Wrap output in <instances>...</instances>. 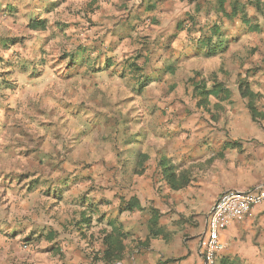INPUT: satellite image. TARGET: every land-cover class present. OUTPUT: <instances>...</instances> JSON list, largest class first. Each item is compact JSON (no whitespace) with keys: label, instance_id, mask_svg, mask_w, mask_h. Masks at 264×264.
Segmentation results:
<instances>
[{"label":"crops","instance_id":"obj_1","mask_svg":"<svg viewBox=\"0 0 264 264\" xmlns=\"http://www.w3.org/2000/svg\"><path fill=\"white\" fill-rule=\"evenodd\" d=\"M82 1L72 3L73 22L75 8L93 18L106 14L109 7L103 3L113 5L107 14L122 9V0ZM50 2L51 9L60 4ZM206 2L211 0H133L134 12L114 34L130 43L144 39L161 50L149 64L152 76L167 79L171 62L204 56L201 31L196 39L186 23H196L204 12L200 3ZM13 3L3 8L10 10ZM30 3L40 11L41 0ZM171 50L181 52L161 59ZM108 59L95 71L115 70L117 60ZM84 60L71 65L82 66ZM134 60L131 66L148 63L144 57ZM103 86L98 84V93H65L64 106L47 100L43 109L29 112L35 139L21 136L16 157L0 148L1 262L8 258V264H19L28 254L49 258L50 264H105L106 237L113 233L123 245L114 264H204L199 249L219 196L264 185V97L253 115L248 97L239 91L217 92L204 103L195 91L187 96L153 85L125 96ZM4 96L0 92V131L15 124ZM109 96L115 99L112 106L104 100ZM21 110L16 120L22 126L27 120ZM119 110L126 118L113 124ZM58 144L65 147L68 173L56 172ZM163 160L175 165V173H165ZM220 239L224 247L217 264H264V203L234 218Z\"/></svg>","mask_w":264,"mask_h":264},{"label":"rangeland","instance_id":"obj_2","mask_svg":"<svg viewBox=\"0 0 264 264\" xmlns=\"http://www.w3.org/2000/svg\"><path fill=\"white\" fill-rule=\"evenodd\" d=\"M50 1L41 0L39 11L32 3L26 4L30 0H23L18 5L13 3V0H0V92L4 93L8 111L11 113L8 118L13 119L11 122L15 123L10 129L0 131V148H7L14 157L19 149L21 142L18 139L21 136L33 139L37 136L34 119L32 120V114L29 112L40 111L39 109H43L49 99H57L59 106H64L65 93L69 91L73 93L80 89H94L98 93L99 83L104 85L103 89H117L125 96L138 89H150L153 85L155 89L181 91L187 96H191L195 91L204 103L209 102L211 96L216 95L217 92L239 91L248 97V106L253 115L257 110L258 100L264 97V0H240L247 3L245 11L251 18L252 24L257 27L252 30L242 26L241 16L235 17L234 20L221 18L218 11L222 0L200 3L203 5L201 9L204 11L203 14L200 18H196V23H186L193 37L195 34L197 39V35H200L199 31L201 36L204 33L206 36L211 35L214 23L218 22L221 30L225 33L227 31L226 35L233 38L232 42L226 51L216 56L181 58L182 60L174 65L171 62L169 68L173 67L170 70L172 74H169L167 79L164 77L161 80L152 76L153 66L149 64V59L159 55L161 50L156 51L155 46L147 44L144 39L138 38L130 43L124 37L118 38L117 33L114 34V31L119 32L123 29V23L127 22L134 12L133 0H122L120 6L122 9L116 14H107L112 11L113 5L110 2L103 3L105 7L108 4L109 9L105 8L107 15L98 18L88 16L87 11L81 14L82 8H75L74 19L78 21L79 17L81 18L78 22L71 20L73 14L70 9L75 4L82 3V0H59L60 4L54 9H51L53 4ZM225 1L227 2L224 5L230 10L233 0ZM8 2L14 4L11 5L10 10L3 8ZM73 2L75 4H72ZM91 4L93 2L89 3ZM15 5L18 7L17 10L14 9ZM210 13L213 16H210ZM34 16L47 17V28L30 30L27 25ZM193 37L191 36V40ZM4 38L11 40L9 45L5 44ZM151 46L153 47L150 48ZM174 51L165 52L161 59L165 57L169 60L170 57L181 52ZM182 56L185 55L181 54L180 57ZM138 57L146 58L148 63L139 65V69H136L131 63ZM81 58L85 59L82 66L71 65L72 60L79 61ZM105 58L117 60L115 70L110 68L101 73L95 71L98 62L104 61ZM19 77L20 82L17 81ZM152 78L153 80L150 81ZM197 85L202 88L197 89ZM95 96L88 98L90 105L94 104L91 101L96 100ZM124 99L119 98L118 101ZM104 100L107 105L112 106V101L115 99L109 96ZM192 100L195 99L192 97ZM20 109L27 120L22 126L16 120ZM102 116L100 122L103 123L106 119L104 115ZM119 117L126 118V114H121L119 110L117 116L110 121L115 124L116 120L121 119ZM60 142L59 139L58 143ZM58 146L57 151L60 154H58L56 172L68 173L70 170L66 167H70V164L65 162V154L61 152L65 147L61 148L59 144ZM86 168L87 165L81 166L80 169ZM77 170L75 168V171ZM1 261L0 251V264L3 262L8 264L9 259L3 258V262ZM19 261V264H34L35 261L50 264L49 258L31 259L28 254L24 259L20 257Z\"/></svg>","mask_w":264,"mask_h":264},{"label":"trees","instance_id":"obj_3","mask_svg":"<svg viewBox=\"0 0 264 264\" xmlns=\"http://www.w3.org/2000/svg\"><path fill=\"white\" fill-rule=\"evenodd\" d=\"M226 2L227 1L222 0L219 5L220 10L218 11V13L221 14V18L227 17L230 20H234L235 17L241 16L243 27H247L248 29L251 30L257 28L256 25L252 24L251 18L248 16L247 12L245 11L246 9L245 7L247 6L246 2L240 0H233L231 2L230 10H227V7L225 6ZM28 26L31 29H37V30L46 29L47 19L40 17H31ZM213 26L214 29H212L211 35H207V36L203 35L198 38L199 50H200L199 52L206 57L216 56L226 51L230 42H232L233 39V38H229L226 35V33L221 30V26L219 25L218 22L214 23ZM3 41H5V44L7 45H9V41L11 42L9 38H4ZM108 63L109 62L107 61V64ZM136 69H139V66L136 65ZM198 88H202V87L197 85V89ZM162 162L165 167V173H175L174 170L176 169V167L171 163V161L166 162V160H163ZM105 243L107 244V247L104 252L105 263L114 264L117 260L121 258L120 255L123 250V245L119 240V235L116 236L113 233L109 234L106 237Z\"/></svg>","mask_w":264,"mask_h":264},{"label":"built area","instance_id":"obj_4","mask_svg":"<svg viewBox=\"0 0 264 264\" xmlns=\"http://www.w3.org/2000/svg\"><path fill=\"white\" fill-rule=\"evenodd\" d=\"M261 203H264V185L251 191L230 189L219 196L209 213L206 234L199 249L204 264H217L218 253L224 247L220 239L221 231L234 218L248 213Z\"/></svg>","mask_w":264,"mask_h":264}]
</instances>
